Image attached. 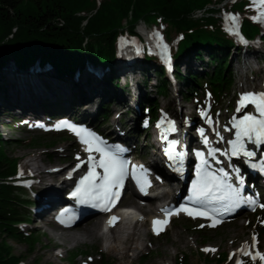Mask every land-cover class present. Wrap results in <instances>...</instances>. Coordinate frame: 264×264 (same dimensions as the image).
I'll return each mask as SVG.
<instances>
[{
    "label": "trees",
    "instance_id": "1",
    "mask_svg": "<svg viewBox=\"0 0 264 264\" xmlns=\"http://www.w3.org/2000/svg\"><path fill=\"white\" fill-rule=\"evenodd\" d=\"M197 10H202V15H195ZM229 11L243 18L240 29L247 39L264 42L262 26L247 15L254 11L249 0H0V103L17 85L18 76L31 79L35 75L41 81L49 76L77 85L78 75L95 77L101 75V69L105 74L95 79L110 85L112 92L102 97L104 103H100L93 118L106 121L109 103L118 99L117 88L127 89L117 73L119 36L137 34V25L147 23L151 15L171 22L166 35L172 42L176 80L185 83L184 97L191 99L194 92L209 91L218 102L234 83L231 57L243 48L226 26L224 15ZM194 57L211 63L212 69L203 74L195 68L183 71L180 64ZM138 65L147 76L142 83H149L148 75L154 73L156 91L165 94L169 81L159 54L146 50ZM144 99L147 116L156 114L159 99L147 92ZM44 111L52 118L63 115L62 101L56 100L52 107L46 105ZM11 142L0 136V264H19L22 258L8 239L27 244L31 253L40 242L35 231L27 232L20 226L30 222L32 203L23 189L12 183L18 158L6 151ZM79 255L73 254L72 258ZM224 255L218 264L226 262ZM86 263L111 264L104 253L88 255ZM177 264H189L188 257Z\"/></svg>",
    "mask_w": 264,
    "mask_h": 264
},
{
    "label": "rangeland",
    "instance_id": "2",
    "mask_svg": "<svg viewBox=\"0 0 264 264\" xmlns=\"http://www.w3.org/2000/svg\"><path fill=\"white\" fill-rule=\"evenodd\" d=\"M250 16L253 17L254 15ZM146 22L150 28L149 31L152 34H156L162 39L166 38V27L171 24L170 21L165 20L160 16L151 15ZM144 26V23L141 22L137 25L136 30L144 33L142 31V27ZM244 52L245 55H248L247 61L239 63L237 59L242 52H239V50L234 51V56L230 63V69L234 75V83L218 102L215 101L214 97L211 93H208V91L201 94L194 92V97L191 99L185 98L182 93L186 90L185 83L180 81L174 86V83L168 78L169 76H167V74L166 76L169 82L168 90L165 94H160L156 91V85L158 82L154 73L148 75L149 83L145 84L143 89L145 92H142L137 85L142 82L145 83L147 76L144 77L142 72L139 73L138 63L131 66V69L136 71L135 73H137L138 79L136 77L135 79L134 77L133 79L132 77L126 79L121 75V82L126 83L128 89L124 88V90H122L117 88V98L124 96L125 94L127 96L130 95L128 93H131L136 85L141 91V102L146 101L144 99V94L146 95L147 92L150 93L151 96L159 99L161 108H168L172 111L173 109H176L175 107L177 105H180L182 107L181 110L184 113L192 115L197 122H200V125L197 123L193 125V127L196 128V130L193 131L196 137L201 129L210 133L214 130L216 124H218V119H222L223 121L226 119L228 120L230 113H233L236 109L237 98L243 89L251 86L259 88L264 86V42L257 41L253 44H249ZM122 61L124 62V60ZM207 61H209V59H207ZM180 65L183 71H186V67L189 69L195 68L202 72V74L212 69L211 63L201 62L196 59V57L183 62ZM104 74L105 72L102 71L101 75H95V77H100ZM95 77L93 75L89 77L78 75L76 78V81L78 82L77 85L73 84L70 80L62 82L55 78H50L49 76L44 77L42 81L37 79L35 75H31V79L27 76L16 77L17 85H13L11 88L15 87V90L19 91L18 95L20 97L40 100L41 104L36 112H40L41 117L45 119V122L39 123L26 120L24 117L19 116L14 110L12 103L9 101L10 97L15 96L13 95L11 88L8 90L7 96H4L1 99L0 104H2L3 107H9L17 117L16 119H12L7 116H0V120L5 122L2 124V127L0 126V136H2L4 140L13 141L10 144L7 143L9 145L6 146V151L9 156L18 158V171L14 176V179H17L18 184H20L19 181L21 182L23 177L32 175L36 172L35 170L33 173L27 171V175H21V165L27 160L37 158L38 164L44 165L45 162L50 159L52 161L49 166L50 169L58 166L66 167V165L78 162L76 156L81 149L76 140L73 139L67 131H64L62 136L56 133V130L54 129L55 124H53L51 118L48 117L50 114L44 112L46 105L52 107L56 100H61L64 107V114L59 117L68 116L71 115V113L76 116L86 114L81 122L86 121L107 135L113 136L115 134L110 130L114 124L111 116L108 117V122H100L93 118V114L100 106L99 103L104 101L102 97H105L104 95L107 92H112L110 85L105 84L104 87H100V92H103V96H101V99L97 103V108L94 112L81 109L83 104H80L79 100L85 93L81 84L85 82L88 85H92ZM52 93L58 94H55L58 97L54 98ZM73 94L74 97L76 96L74 99L72 98ZM113 107L118 108L119 104H116ZM142 108L143 113L145 110V113L147 114L146 105ZM74 109H76L77 112H72ZM129 116L130 115L125 116L120 114L121 120L124 118V123ZM8 124H13V126L11 127V125ZM197 125L201 126L200 130L197 128ZM108 126L110 127L109 129ZM151 127L152 125H150L149 128ZM147 128H145L144 124L139 133L142 141L140 140L141 143L138 144V151L136 154L143 156L144 160L150 161L152 158L151 150L143 146V142L144 145L148 144L150 137L148 136V138H145L147 137ZM118 139L121 140V138ZM145 148L148 151L146 153H144ZM36 154L40 155L36 156ZM86 156L87 155H84L82 158L85 159ZM55 160L58 161L54 162ZM32 181L35 184V179H33V177L31 178V182ZM29 182L30 180L26 181L27 186H25L22 191L28 195L30 199L32 198L31 202H33V204L30 210L32 219L29 224L25 226L23 225V227H25L23 229L27 232L32 230L35 231L40 242L37 243L36 250L31 253L27 244L20 243L14 239H8L9 243L13 246L14 252L22 257L21 264H80L86 260L85 252L92 255L104 253L111 264H118L125 260V262H127V260H132V264H177V261L180 262V259L185 257H188L189 264H218V261L222 258V254H225L224 258L226 262H224V264H236V257L239 254L236 253V250H239L242 247H245L247 251L250 250L248 252L251 253V255H246L244 251L243 253H240V257L243 261L242 264H264V261L260 258L257 260L252 258L255 242H257L258 239L257 234L259 233L261 237L264 238V210L258 211L257 213L252 212L251 214H243L220 226H211L201 219H193L187 216L177 217L172 219L171 224L168 226V231L165 233L156 236V234L151 231L153 242L150 241L151 236L148 235L145 240L146 248L136 251L134 256L127 257L126 259H121L114 254L107 253L99 242H85L79 245H76L74 242L68 243L62 250L64 257L61 258L58 254L61 251L56 249L52 251L51 247L54 244L61 243L62 240L57 236L56 232L50 225H46L45 227L42 225L44 221H49L55 224L52 217H50V214L45 216L44 213L36 215L37 204L33 201L35 199V190H39V202V197L43 193L44 184L37 182V184H35L36 186H30ZM165 187V189L171 188L168 185ZM31 193L34 197L30 195ZM132 195V192L128 191L124 201L129 202V199L133 197ZM89 219H85L83 222ZM201 225H203V227H201ZM138 227H142V225H139ZM146 227L151 230L149 225H146ZM253 237H255V240H253ZM139 246L142 248V245L139 244ZM258 247L264 254V243ZM205 249H216V251H205ZM79 253L80 255L77 256V258H72L73 254L75 255Z\"/></svg>",
    "mask_w": 264,
    "mask_h": 264
},
{
    "label": "bare ground",
    "instance_id": "3",
    "mask_svg": "<svg viewBox=\"0 0 264 264\" xmlns=\"http://www.w3.org/2000/svg\"><path fill=\"white\" fill-rule=\"evenodd\" d=\"M142 31L145 33L146 37L149 40H153V41L155 40L153 36L154 34H151L148 28L146 29L145 27H142ZM177 84L178 83H176V85ZM81 85L83 86V90L85 91L84 95L79 100L80 104L85 105V106L82 105L81 109L94 112L97 108L96 107L97 103L101 99V96H103V92H100V87L101 88L104 87L105 84L104 82H101L95 79V82L92 85H88L85 82ZM176 85L174 84V86ZM15 89H16L15 87L11 88L12 93L15 96L10 97L9 101L12 103L14 110L19 114V116H22L26 120L33 121V122H39V123L45 122V119L41 117L40 112L39 113L33 112L39 108L41 104L40 100L35 99V98L27 99L24 97H20L18 95L19 91ZM141 91L144 92L143 90ZM141 91L135 85V89L131 93H128L130 95L127 96L125 94L124 96L119 97L117 100L110 102L109 107H107L108 117L111 116L112 117L111 119L114 121V124L112 125V127L110 128L108 126V129L110 128L113 134L115 133L114 135L117 138H121V139L129 141L133 145L134 148H137L138 144L141 143L139 133L141 132L142 127L144 126V121H143L144 115L142 111L143 102H141L142 100ZM55 94L56 93H52L53 97L58 95V94L56 95ZM75 97L73 94L72 98L74 99ZM116 104H119L118 108L113 107ZM175 108L176 109H173L171 111V114L173 117L174 116L176 117V128L174 131L170 133V137L178 141L177 144L174 146V153L175 155H180L182 144L187 146L190 142H194V139L198 138L193 133V131L196 130V128L193 127V125H195L196 123L200 125V122L193 120L194 118L192 115L184 113L181 110L182 107L180 105H177ZM72 112H77V111L76 109H74ZM120 114L121 115L123 114L125 116L130 115L125 120V123L123 121L124 118L123 120H121ZM221 122H223L222 119H221ZM199 125H197V128L201 129V126ZM215 128L217 129V124ZM148 136L145 138H148ZM145 138H144V141H145ZM152 143L153 142L149 141L150 145ZM146 145H144V142H143V146L145 147ZM146 152L148 151L145 148L144 153ZM38 155L40 154H36V156ZM159 158L160 157L158 155L157 156L155 155V158H153L154 162L157 160H160ZM162 159L167 160L168 156L162 154ZM57 161L58 160H55L54 162H57ZM50 163H52V161L48 159L44 165H39L37 158H33V159L23 162L21 165V173L25 175L27 171L35 170L36 177H37L35 180V184H37V182L44 184L43 193L40 195L39 203L36 206V210H37L36 215H39L42 213H44L45 216L49 215L51 213V210L54 209L67 196L66 190L68 187V183L64 180V177L62 175L68 172V170L74 166L72 165L73 163L67 165V167L58 166L56 168L53 167L51 169L49 168ZM86 164H89L88 160L84 162L83 166H85ZM185 171H186L185 169L183 172H177V171L173 172L172 171V174L174 175V179L178 181L177 187L175 186V187L166 189L158 197L152 196L151 194L144 195V198L146 199L145 201H148V204L142 205L140 200L134 196L129 199L128 203L135 205L136 208H138V210L143 213V215H147V216L151 215V217H153V214L158 215V213L160 212L162 213V211H160L158 207L156 206V201H159L161 198L166 199L169 197H172L173 200H176L177 197L180 194H182V187H181L182 181L179 179V176L182 175ZM75 173H77V171ZM165 185L166 184H163L160 186L162 187ZM52 219L54 223L56 222L55 224L49 221H44L42 224L43 227H45L46 225H50L53 228V230L56 232L57 236L62 240L61 243L54 244L51 247L52 251L55 250V248H57L58 245H62L63 247H66V245L71 242H74L76 245H79L85 242H91V243L99 242L102 245V248L107 253L114 254L115 256L121 259H126L127 257L134 256L136 251L143 250L146 248L145 240L148 235L151 236L150 241L153 242L152 232L150 229L146 227V225H148V223H146L147 219H146V222L142 224V227H138L133 224H125V225L122 224L121 225V221H120L116 227L111 229L108 235H105L102 232V219L99 216L92 217L91 219L85 222L82 221L79 226L76 225L74 227L62 225L60 220L57 218H52ZM159 219L168 220L166 216H163L162 218H159ZM257 235H258V239L255 245L258 247L259 245L264 243V238L261 237L259 233ZM156 236H158V234H156ZM139 244L142 245V248H140L141 246H139ZM242 248L246 249L245 247H242ZM236 253H239L238 255L240 256V253H243V251H240L239 249V250H236ZM255 253L256 251L254 249V251L252 252V255H254ZM60 257L63 258L64 253H62ZM125 261H121L118 264H132L133 263L132 260H127V262ZM48 264H51V263H48Z\"/></svg>",
    "mask_w": 264,
    "mask_h": 264
},
{
    "label": "snow or ice",
    "instance_id": "4",
    "mask_svg": "<svg viewBox=\"0 0 264 264\" xmlns=\"http://www.w3.org/2000/svg\"><path fill=\"white\" fill-rule=\"evenodd\" d=\"M254 3L259 4L260 6H264V0H254ZM260 17H254V19H259ZM235 20V17H232ZM162 39V38H161ZM166 47V45L164 46ZM259 95L260 100L257 103V110L260 112L261 118H257L252 115H245L244 118L238 121L235 125L239 131L237 132V139L234 141H230L233 145L232 155H239L241 152L247 157H251L254 155L251 151H244V145L241 143V139L243 137H247L248 139H253V135L255 136V143L259 144L264 142V93L253 94V93H245L242 96L240 104L243 106L250 102H255L254 97ZM203 114V113H202ZM62 125H56L57 128H60ZM64 127H68L71 131L75 132V134L80 138L81 143L87 145L84 149L88 155V162L91 164V168L86 176L82 178L80 181V186L76 188L75 191L72 192L73 197H80V203H91L94 201H100V204L93 203L94 207H103L104 210H109V205H114L116 200L119 198V191H113V188H117L122 185L123 179L127 174V164L128 161L120 159L117 155V152L122 151L119 146H116V151H110L106 147H102L103 141L100 140L99 137L95 135V133L90 132L87 129L77 128L71 124H63ZM174 131L175 128L173 127ZM201 134L203 135V130L201 129ZM175 143V142H173ZM204 143H208L207 138L205 137ZM170 151V150H168ZM215 151H219L218 149L212 150L209 155H212ZM99 153V159L96 156L92 155V153ZM167 154V153H166ZM197 155L201 156V163L206 164L207 161L203 159V153H197ZM76 159L80 161L77 164V168L80 167L81 161L80 156L77 155ZM169 159H174V157L169 156ZM96 167L103 169V176L100 173L96 172ZM143 168V165H133V175L135 178V169ZM223 172V169H220ZM23 173H21L22 175ZM228 174L224 173L226 177ZM97 177H100L101 183L96 184L95 181ZM139 182V180H138ZM242 183V181H241ZM225 189L227 191H225ZM141 191H144V187L141 186ZM194 199L198 202H221V206L224 212L230 211L232 208L239 205L242 201V198L238 195V190L233 189L230 184H226L224 180L220 177L216 176L214 173H205L204 178L202 179L199 186L195 187ZM264 207V205H261ZM166 212V216L171 213L167 210H163ZM186 211L188 215H200L207 216L208 213L204 211H200L198 209H186L184 206H181L180 209L176 210ZM118 218L113 216L110 218L109 223H114ZM215 221V218L213 217ZM167 219H153V230L158 234L159 231L163 230V226L167 224ZM214 226V224L212 225ZM203 227V225H201ZM255 240V237H253ZM214 251V249H205V251ZM240 251H244L246 255H251L246 249H240ZM259 257L262 261H264V254L257 252L252 256L253 259ZM236 264H242L241 261H237Z\"/></svg>",
    "mask_w": 264,
    "mask_h": 264
}]
</instances>
